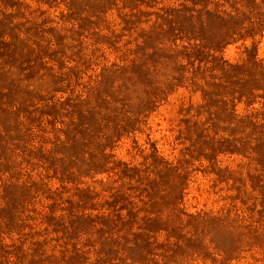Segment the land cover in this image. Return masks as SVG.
<instances>
[{
  "label": "rangeland",
  "instance_id": "1",
  "mask_svg": "<svg viewBox=\"0 0 264 264\" xmlns=\"http://www.w3.org/2000/svg\"><path fill=\"white\" fill-rule=\"evenodd\" d=\"M0 264H264V0H0Z\"/></svg>",
  "mask_w": 264,
  "mask_h": 264
}]
</instances>
